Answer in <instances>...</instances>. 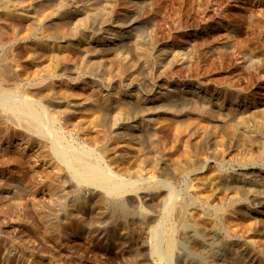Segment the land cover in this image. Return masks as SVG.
Returning <instances> with one entry per match:
<instances>
[{
    "label": "rangeland",
    "instance_id": "374dc122",
    "mask_svg": "<svg viewBox=\"0 0 264 264\" xmlns=\"http://www.w3.org/2000/svg\"><path fill=\"white\" fill-rule=\"evenodd\" d=\"M85 1L24 0L23 4L37 16L33 18L36 22L18 12L13 17L0 12V70L5 75H0V88L8 89L9 94L3 96L0 89V103L7 97L31 101L64 144L90 152L104 172L125 182L137 181V170H147L139 160L148 163L157 149L170 162L175 150L183 151V141L196 136L191 131L179 137V121L196 123L202 119L190 105L176 120L165 114L153 116L150 126L157 141L154 150L143 137L134 141L122 125L115 127L133 119L131 110L139 104L125 99L126 91L150 94L155 88L190 84L209 95L231 98L243 108H264V63H245L252 53L264 56V0H91L102 14L80 34L76 17L69 12ZM41 2L45 11L40 15ZM120 33L124 38L107 43L106 38ZM136 37L149 53L145 66L132 45ZM47 45L59 46L66 60L53 66ZM176 47L188 56L184 65L158 63L161 49ZM14 82L17 84L12 85ZM99 92L108 96L112 106L93 99ZM49 95L58 101L68 95L64 102L67 107L53 108ZM9 114L0 109V264L163 263L156 254L141 248L139 238L133 235L143 227V235L149 238L150 223L159 213L155 210L161 209L159 197L154 199L157 205L153 210L145 203L132 202L131 194L127 196L131 209L147 213L143 224L137 220L118 224L114 233L107 215L97 224H89L87 209L75 206L94 198V189L72 178L64 160L54 152L49 136L30 132ZM238 126L240 140L229 136V144L237 150L224 159L213 155L214 139H209L213 131L209 128L204 133L208 141L203 149L211 156L206 165L204 162L180 180L177 175H159L178 201L189 196L187 179L194 184L189 192L203 195L196 185L215 172L214 164L222 172L237 171L246 163L237 160L238 152H247L246 145H257L254 150L264 153V116L248 113ZM227 147L228 143L223 148ZM4 191L10 198H3L7 194ZM238 193L237 200L224 191H212L206 210L195 201L188 202L192 204L187 206L190 215L179 226L176 238L188 241L194 250L207 243L202 251L210 264H218L222 247L230 241L253 251L264 263V251L252 245V236H248V229L258 224L250 225L239 213L248 208L251 196L245 190ZM242 204L244 207H240ZM217 208L221 212L234 208L237 218L231 215L233 219L228 222L217 214L214 225L199 229L196 239L189 241L187 234L196 221L208 222ZM100 210L106 212L104 207ZM224 227L237 231L238 236L229 238ZM177 252L183 254L182 248H177L175 256ZM170 263L179 264L175 257Z\"/></svg>",
    "mask_w": 264,
    "mask_h": 264
},
{
    "label": "bare ground",
    "instance_id": "6f19581e",
    "mask_svg": "<svg viewBox=\"0 0 264 264\" xmlns=\"http://www.w3.org/2000/svg\"><path fill=\"white\" fill-rule=\"evenodd\" d=\"M23 3L24 0H0V12H3L8 17H13V15L18 12L22 17H28L31 20L33 18L35 19L37 16L31 13V8H27ZM42 4L43 2L39 5L40 15L45 11L44 4ZM24 8H27V10ZM99 10L100 9L91 3V0H87L80 4L78 8L74 7L71 9L69 13L76 17L78 23L79 30L77 33L83 34L85 28L88 27L87 25L99 18V15L102 14ZM34 19L33 21L36 22L37 20ZM34 31L35 30H33V32ZM126 36L127 35H125V37ZM119 37L124 38L120 33L118 35L114 34L109 36L106 38V41L107 43H112L116 38L120 40ZM132 43L137 57L145 66L149 59V53L143 48L138 37L134 38V42L132 40ZM46 47L51 48L53 66L60 64L62 60H66L65 53L59 51V46L54 48L47 45ZM160 54L161 56L158 58L156 57V59L158 63L165 62L162 66L174 63L184 65L188 60L185 51L178 47L161 49ZM253 61L264 63V56L260 53H252L247 57L245 63L250 64ZM124 63L125 66H130L127 61H124ZM0 75L1 77H5L1 70ZM9 77L6 76V78ZM16 84V82L12 83V85ZM0 89H2L3 96L9 95L8 89ZM155 89H153L152 92L150 91V94H139L131 91H126V93H124L123 97L125 99L139 103L137 107L135 106V108L131 110V113L134 114L133 119L131 118L128 121L126 119L122 121L124 124L120 122L115 126L119 128L121 127L120 125H122V127L126 129V135H128L130 139L137 141L139 137H143L151 145L152 149L155 150L157 148V141L154 138L153 129L150 126L153 116L165 114L176 120L185 115L186 106L190 105L196 109L198 112L197 114L201 116L202 119L196 123L179 121L176 128L177 133L175 132L178 136L191 131L192 134L196 136L191 138V140L185 141L180 138V142L183 141V151L179 152L175 150L174 153L170 155V162L161 157V152L159 150H152L154 151V155L151 156V160L148 163H142L141 161L143 159L138 161L140 165H146L147 170L143 173L141 170H137L140 172V177L135 182H125L116 178V175L104 172L100 165H98V163L96 164L90 152L82 148L79 150L73 149L67 144H64L61 135L46 125L48 119H45L40 111H37L31 101H14L12 98L7 97L1 99L0 109L10 113L9 117L11 118L17 117L30 132L49 136L50 140H52L54 152L64 160L71 172L72 178L82 184L91 185L95 191L94 198H90L75 206L76 209L80 207H85L87 209L86 212L89 224H97V222L106 215L112 224V233L115 232V227L118 224L124 225L126 222L133 220H137L143 224L147 213L145 210H138L136 213L131 209L127 203V196L131 194L132 202L136 201L139 204L145 203L150 208H153V210L157 205L154 199L159 197L161 209L155 210L159 213L152 218L149 228V238L147 239L146 236L143 235L145 233L143 227L134 230L133 235L139 238L138 243H140L141 248H147L151 254L157 255L158 260L163 262L161 264H169L172 257H175L179 264H210L204 256V251H202L203 248L207 246V243H202L199 250H194L190 247L188 241H180L176 238V235L179 232V226L185 224L187 222V216L190 215L187 206L192 204H188V202H197L200 204L201 210L209 209L211 192L217 190L224 191L237 200L239 198L238 191L245 190L250 194L251 200L248 201V208L240 210L239 213L243 214L244 218L242 219L248 221L250 225L254 223L258 224L257 227L253 226L254 228L250 227V229H248V231L251 230L248 236H252V239L249 241L252 245L264 251V153L254 150L258 148L257 145L254 147L251 145H244L247 152H242L241 150L240 153H237V155L240 156L237 160L246 162L241 164V167L237 171L231 173L222 172V170L214 164L213 169L215 172L199 181L196 185L203 192V195L200 193H190L189 186H193L194 184H190L188 179L186 183L182 180V182L184 181L183 184L185 183V190H188L190 196L188 201L187 199L189 196L181 198L178 201V199H176V194L170 188L167 181L159 178L160 174H172L174 178L175 175H177L178 179L180 177L182 179L189 174V172L197 171V168L204 162L206 165L208 163V158H211V156L207 150L203 149L208 141L204 133H206L209 128L213 131V135L209 137V139H214L213 155L224 159V157H227L234 150H237V147H232L229 144L231 141L229 137L230 134L233 139L239 141L242 131L238 124L243 122L244 117L248 113L264 116V108H260V106L243 108L242 105L240 106L231 98L209 95L207 91L201 87L192 86L190 84L174 87L169 85V87L166 88ZM51 92L53 93V90H51ZM67 96L64 95L65 98L58 101L49 95L48 101L53 108L58 106L66 108L67 106L64 102L65 99H68ZM93 99L100 100L108 106L111 105L108 101V96L100 92L97 93ZM116 118L119 119L118 117ZM49 122L51 123L50 119ZM116 122L113 123V126ZM201 133H203V135ZM254 139H256L255 136ZM227 143L228 147L223 148ZM252 145L254 144L252 143ZM256 152L260 153L256 155ZM174 155H177V158H172ZM259 162H261V164ZM6 193V196L3 198H10L9 192ZM102 207L106 209V212L100 210ZM240 207H244V205L242 204ZM218 209L219 208L214 211L215 217L208 222L203 219L196 221V226L193 227L194 229L190 230L187 234L189 241L196 239L199 229L201 231L207 225H214L217 214L223 215V219H228L226 220L228 222L233 219L231 215H235L234 217L237 218V213L234 208L225 212L217 211ZM191 213H193V211ZM159 215L160 217H158ZM224 228H226V234L229 238L236 235L238 236L237 231L227 227ZM130 232L131 230L127 231L128 234ZM254 235L257 236L253 237ZM178 247L182 248L183 254H178L177 252L175 256L174 254ZM218 264L264 263H262L253 251L240 247L230 241L222 247V254L218 259Z\"/></svg>",
    "mask_w": 264,
    "mask_h": 264
}]
</instances>
